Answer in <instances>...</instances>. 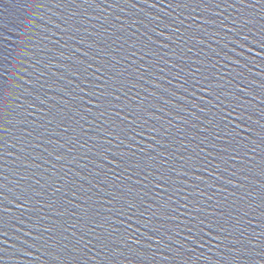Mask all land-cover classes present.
Returning a JSON list of instances; mask_svg holds the SVG:
<instances>
[{
	"label": "water",
	"instance_id": "95a60500",
	"mask_svg": "<svg viewBox=\"0 0 264 264\" xmlns=\"http://www.w3.org/2000/svg\"><path fill=\"white\" fill-rule=\"evenodd\" d=\"M0 264H264V0H0Z\"/></svg>",
	"mask_w": 264,
	"mask_h": 264
}]
</instances>
